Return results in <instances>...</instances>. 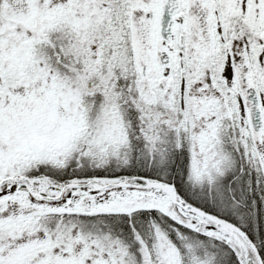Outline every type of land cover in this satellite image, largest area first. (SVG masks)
I'll use <instances>...</instances> for the list:
<instances>
[{"label":"snow or ice","instance_id":"6c2138e0","mask_svg":"<svg viewBox=\"0 0 264 264\" xmlns=\"http://www.w3.org/2000/svg\"><path fill=\"white\" fill-rule=\"evenodd\" d=\"M0 264H264V0H0Z\"/></svg>","mask_w":264,"mask_h":264}]
</instances>
